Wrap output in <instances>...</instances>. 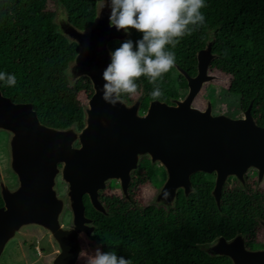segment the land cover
<instances>
[{
	"label": "water",
	"instance_id": "water-1",
	"mask_svg": "<svg viewBox=\"0 0 264 264\" xmlns=\"http://www.w3.org/2000/svg\"><path fill=\"white\" fill-rule=\"evenodd\" d=\"M103 4L104 0L96 3L95 17L83 30L64 15L53 18L61 34L78 46L65 68L66 76L71 81L85 76L92 88L87 105L82 106L80 129L73 125L63 129L46 126L40 123L30 102H13L0 92V128L11 132L9 168L18 181L12 190L0 182V254L24 226L36 224L58 245L52 264H75L81 249L78 234L83 231L95 240V226H88L92 220L85 216L82 196L88 197L96 211L107 214L98 191L105 188L107 180L116 179L121 195L126 196L139 154H146L151 164L158 162L163 167L165 178L153 204L166 209L172 205L177 189L184 195L192 191L193 172L215 173L211 195L217 205L229 176L243 183L248 168L256 170L258 180L264 174V127L255 123L250 103L238 118L212 115L209 104L203 110L191 106L201 85L214 76L208 73L214 57L209 40L195 53L193 76L177 68L188 88L181 100L169 98V104L151 99L145 113L139 115L140 98L130 105L121 99L115 106L101 99L102 73L111 62L107 43L128 34L109 26L110 8H102ZM59 171L67 185L72 215L71 226L66 228L58 221L63 202L53 188ZM206 252L226 256L231 264H264V248L247 249L240 236L229 241L218 238L208 244Z\"/></svg>",
	"mask_w": 264,
	"mask_h": 264
},
{
	"label": "trees",
	"instance_id": "trees-1",
	"mask_svg": "<svg viewBox=\"0 0 264 264\" xmlns=\"http://www.w3.org/2000/svg\"><path fill=\"white\" fill-rule=\"evenodd\" d=\"M98 1L0 0V72L16 76L14 86L0 81V92L13 102H30L46 126L80 129L81 102L92 93L85 76L68 84L64 71L78 46L59 31L53 21L55 9L83 30L92 23ZM205 5L201 9L204 24L180 38L175 48L169 45L166 49L174 53L175 65L157 81L163 92L161 99L175 98L185 89V78L177 68L193 76L195 53L209 40L214 54L209 70L229 79L228 92L239 95V108L244 110L250 103L255 123L264 127V0H205ZM140 38L142 33L131 29L123 39L109 40L107 46L114 51L123 41ZM136 83L144 108L153 99V84L143 76ZM134 95L123 94L121 99L129 101ZM154 177L158 179L154 181ZM164 178L161 167L156 169L147 157H141L131 172L130 185L153 182L156 186ZM190 183L192 191L184 195L177 189L168 209L153 203L131 206L110 194L100 198L107 213L103 214L84 194V213L95 226L97 247L115 251L131 264H231L226 256L207 254L206 247L216 235L227 237L239 231L244 217L252 215L253 207L246 203L248 182L231 187L224 182L218 205L207 173L193 172Z\"/></svg>",
	"mask_w": 264,
	"mask_h": 264
},
{
	"label": "clouds",
	"instance_id": "clouds-1",
	"mask_svg": "<svg viewBox=\"0 0 264 264\" xmlns=\"http://www.w3.org/2000/svg\"><path fill=\"white\" fill-rule=\"evenodd\" d=\"M104 6L110 8V27L125 33L135 29L142 33V38L135 42L127 39L110 52L111 62L102 73L101 99L115 106L123 94L137 93L136 81L142 76L153 84V100L161 99L163 92L157 81L175 65L174 53L166 49L169 45L175 48L180 38L191 35L204 24L201 9L206 6L205 0H104ZM0 81L14 86L16 76L0 72ZM79 236L84 238V232ZM83 261L84 264H131L130 259L118 256L115 251H102L99 246L86 254Z\"/></svg>",
	"mask_w": 264,
	"mask_h": 264
},
{
	"label": "rangeland",
	"instance_id": "rangeland-1",
	"mask_svg": "<svg viewBox=\"0 0 264 264\" xmlns=\"http://www.w3.org/2000/svg\"><path fill=\"white\" fill-rule=\"evenodd\" d=\"M54 15L56 16L60 15L59 9H55ZM177 73H179L178 70ZM208 73L214 75L213 78L204 82L201 85L195 97L192 99L191 106L203 110L207 106V104H209L210 113L212 115L224 114L228 117H233V118L241 117L242 110L239 108V95L237 93L228 92L229 79L219 71L208 70ZM66 75H68L67 71L65 73V76ZM66 79L68 81V84H72L75 81V80L71 81L73 79H70L67 76ZM187 89L185 88L179 91L178 96L175 99L181 100L182 98H184L185 94L187 93ZM139 96L140 94L138 93L135 94L132 97V99L129 101H125L123 99L122 100L125 102V104L130 105L135 100H139L138 99ZM88 98L83 97V100L81 102L82 106L87 105ZM159 100L169 104L172 103V101H170V99L168 98L167 100H162V99ZM146 108L147 105L144 108H141V105L139 103L137 107V114L139 115L144 114ZM10 136H11V132L3 128H0V182L9 190L10 189L12 190L17 186L18 181L15 173L12 172L11 169L9 168ZM75 145H77L76 141L73 142V146ZM141 157H148V156L146 154H139L137 156V163ZM152 164L156 169H158V167H161L163 169V167L158 162H153ZM142 172L143 171H141V173ZM210 173H214V172H210ZM207 178L213 179V176L207 173ZM157 179L158 177H154L153 180L155 181ZM115 180L116 179L107 180L105 182V188L98 191V195L99 192L103 195H108V194L119 195V193L121 194L120 186L118 185V183L115 182ZM214 181H215V173H214ZM257 182H260L259 188L264 190V174L262 175L260 180L257 179ZM161 185L162 182L156 186L154 185L153 182H146V183L144 182L143 184H141L139 189L135 190L136 202L142 205H145L147 203H153V198L156 195ZM53 188L55 190L56 196L60 197L63 202L62 210L59 215L58 221L63 228L70 227L72 215H71V210L68 206V198L66 197L67 185L62 180L60 171L57 172L54 177ZM251 219H252L251 217H244L242 224L244 226L246 225L249 226V224H251V227H254L255 229L256 227L257 229L259 228L261 229V226L260 227L258 225L254 226ZM88 226H92L91 223H88ZM262 229L264 232V224L262 225ZM84 234H85L84 238H81L78 234V239L81 249L75 264H84L83 257L86 254L93 252V250L97 247L95 240L90 236V234H86V233ZM261 239H263L262 242L264 243V235L261 237ZM262 248H264V246ZM58 251L59 248L57 243L49 235L47 230H45L42 226L36 224L26 225L20 230L18 236L8 241V243L4 246V249L0 254V264H52V259L54 258V256Z\"/></svg>",
	"mask_w": 264,
	"mask_h": 264
},
{
	"label": "flooded vegetation",
	"instance_id": "flooded-vegetation-1",
	"mask_svg": "<svg viewBox=\"0 0 264 264\" xmlns=\"http://www.w3.org/2000/svg\"><path fill=\"white\" fill-rule=\"evenodd\" d=\"M186 82V81H185ZM187 89V85L185 87ZM177 98V97H175ZM169 99V97H168ZM148 158V157H147ZM209 175L213 176L212 182L214 183V173H209ZM244 177V183H240L238 182V180H236L233 176H229L227 178V180L225 181L224 185L227 184L229 187L236 185H245V182H248V189L246 192L247 194V198H246V203H250L251 208L253 207V211H252V215H248L247 217H251L252 219V223L254 224V226L258 225L259 227L261 226V229H256L254 227H251V224L244 226L242 224V228L239 231H236L233 234L226 236L223 235H216L215 238L209 242L212 243L214 241H216L218 238H222L226 241H229L231 239H233L235 236H240L242 238V243L244 245L245 248L247 249H258V248H262L264 246V243L262 242L263 239H261V237L264 235L263 229H262V225L264 224V217H262L263 213H264V204L262 205V207L258 206L260 203H264V190L260 189V182H257V172L254 168H250L247 170V172L243 175ZM130 181H131V177L129 180V183L127 185V195L126 196H122L120 193L118 194H113V195H118L120 199H124L125 201L127 200L129 202V204L131 206H133L134 204L136 205H142L139 204L138 202H136L135 200V190L139 189L140 184L136 183V182H131L133 185H130ZM116 183L119 182L117 180H115ZM137 187V188H136ZM259 191V192H258ZM121 192V191H120ZM261 195H260V194ZM110 195V194H108ZM101 196L105 197L106 195H103L99 192V200L101 202ZM104 206V203H102ZM258 206V207H256ZM249 211V210H248ZM263 223V224H262ZM91 224L93 225V223L91 222ZM250 243V246H248Z\"/></svg>",
	"mask_w": 264,
	"mask_h": 264
}]
</instances>
